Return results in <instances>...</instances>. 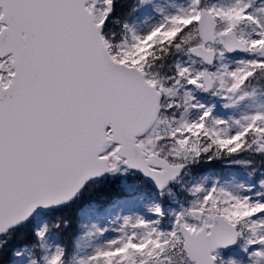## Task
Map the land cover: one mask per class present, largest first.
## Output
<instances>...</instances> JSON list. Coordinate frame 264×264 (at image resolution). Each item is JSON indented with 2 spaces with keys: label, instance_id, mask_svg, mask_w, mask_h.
I'll return each instance as SVG.
<instances>
[{
  "label": "snow or ice",
  "instance_id": "1",
  "mask_svg": "<svg viewBox=\"0 0 264 264\" xmlns=\"http://www.w3.org/2000/svg\"><path fill=\"white\" fill-rule=\"evenodd\" d=\"M0 264H264V0H0Z\"/></svg>",
  "mask_w": 264,
  "mask_h": 264
}]
</instances>
